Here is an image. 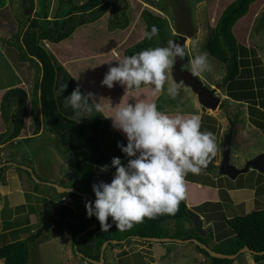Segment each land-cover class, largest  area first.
<instances>
[{
	"label": "trees",
	"instance_id": "trees-1",
	"mask_svg": "<svg viewBox=\"0 0 264 264\" xmlns=\"http://www.w3.org/2000/svg\"><path fill=\"white\" fill-rule=\"evenodd\" d=\"M7 1L0 0V46L9 62L19 73L27 89L20 86L9 87L1 96L0 117L5 124V129L0 133V144L20 134L29 100V129L33 134L37 133L41 126V120H43L47 130L53 133L60 141L67 156L66 162L72 170L74 178L72 186L76 189L75 192L69 189L58 192L52 182L37 178L32 169L28 168V165L9 162L8 160L0 162V171L7 164H14L16 168L25 170L30 179L35 178L39 183L51 185L55 194L59 197L58 203H50L45 221L33 235L37 236L47 228L52 229L51 234L53 236L59 235L60 232L51 227L50 219L53 215L58 220L59 228L61 223L67 218L72 219L68 223V228L73 235V253L79 255L82 260H86L90 264L94 263L86 258L98 260L104 241H107L106 245L116 246L123 244L127 240L149 241L148 238L151 237L166 236L180 238L181 242L193 243L205 257L203 264H234L237 256L247 252L242 250L244 246L250 251L248 253L253 256V264L264 261V252L260 253L264 251V207L241 216L224 218L221 219V222L217 220L213 224L205 225L200 212L207 203L190 208L186 205L184 199L180 202L178 210L173 215L165 214L153 219L145 218L142 223L134 224L131 229L125 231H120L113 224L108 231L101 232L99 221L94 215L91 217L87 216L84 209L75 211L72 202L61 199L69 196L75 201L76 198L82 197L78 193L81 190L86 192L87 195L85 197L89 201L94 200L92 184L99 181L109 182L114 174L110 169L102 170L103 167L100 164L105 161L111 163V158L114 156L120 157L121 162L124 163V153L117 146L118 142L123 144V141L120 137L113 136L102 144L99 141V126L101 124L99 117L89 122H80L63 115L59 111L54 98L56 70L49 53L41 45L40 41L42 39H48L53 42L59 41L70 35L79 25L96 20L102 12L95 13L94 11L109 0H85L80 4L73 5H70L72 0H59L52 19L47 18L46 0H39L38 16L31 18V27L25 31L21 40L19 29L26 22L19 18L18 20L11 14ZM144 1L160 10L170 6L175 31L187 36L193 35L191 6L188 0ZM254 1L232 0L229 2L218 16L214 27L215 33H212V38L207 44L210 55L225 65V74L221 83L226 88L227 94L235 99H249L253 97L252 94L254 93L252 88L253 80L244 78L242 75V73L249 71V69H243L242 72V67L247 63L246 59H248L250 54H248L247 48L236 41L232 32L235 22L247 13L249 5ZM20 4L23 7L32 8L33 0H20ZM142 16L146 22V30L150 31L153 25L159 29L158 38L154 37L148 40L143 37L129 46L124 52L125 55H131L149 47L166 46L163 37V23L160 17L148 10H143ZM126 21L124 19L123 23H120L121 26H118L121 28L126 27L128 24V21ZM255 24L256 30L264 28V10L257 16ZM109 25L110 27L113 26L112 29L116 27L115 21ZM35 27L36 30L34 31L33 28ZM2 32L8 34L9 37L2 36ZM0 70V72H7L6 79L0 77L1 81L7 82L9 72L12 75V81L7 83L13 84L17 81L16 73L7 65L0 68ZM28 89H30L31 94L28 93ZM170 101L171 97L169 95L159 96L156 100L158 110L161 111L166 103ZM206 117L207 114L201 118L202 131L210 129L205 121ZM219 147L222 149V140L219 142ZM206 171L209 172L207 169ZM191 174L188 173L187 177H191ZM77 182L79 184L85 182L83 184L85 186L88 185L89 188L85 186L82 188V186L77 185ZM95 219L97 224L92 229L74 239L76 234L86 229ZM109 220H111L110 217ZM169 220H175L176 222L174 232H169L163 225L164 222ZM220 225L227 226L230 229V234L219 232L220 227H222ZM30 238L31 236L29 235L26 239L18 238L6 241L0 245V258L4 264H27ZM210 243L213 245H210ZM207 247L216 253H222L226 256L211 255ZM92 250L95 251V254L91 253ZM146 254L147 259L140 257V262L145 263L152 260L150 250H146ZM229 255L233 256L230 257Z\"/></svg>",
	"mask_w": 264,
	"mask_h": 264
},
{
	"label": "crops",
	"instance_id": "crops-1",
	"mask_svg": "<svg viewBox=\"0 0 264 264\" xmlns=\"http://www.w3.org/2000/svg\"><path fill=\"white\" fill-rule=\"evenodd\" d=\"M231 1L232 0H230L229 2ZM249 6V12L240 17L232 27L233 32L236 33L239 39L243 41L246 40L245 44L246 42H249L247 33L244 34L247 24L251 23L252 19L256 16V14H258V11H261L264 8V0H255ZM97 20L98 19L79 25L70 35L59 41L53 42L47 39L41 40L54 45L53 47L56 48L51 52L47 51L56 70L54 98L59 111L63 115L73 120L80 122H89L94 118L99 117L101 119V124L99 126V141L102 144L107 139L113 136L120 137L123 141V144H126L127 141L125 135L120 130L113 128L112 118L108 116L114 115L116 108L123 106L127 99L129 103H134L137 99L144 100L146 102H154L156 104L157 98L159 96L165 95V93H154L152 88L147 85L141 86L140 89L125 90L124 86L120 85L119 83L114 82V86L111 88H108L101 83L109 67L117 64V59H123V57L125 56L124 51L122 50L123 53H121L120 50H118L117 46H120V43H125L123 42V37L129 35L131 29L130 27H126V29H123L124 31L114 32L119 35L120 33L124 32L122 39L120 41H116L119 43L118 45L112 44L113 46L111 47L101 46V49L99 48L95 50V47H91V45L92 43H94V46H96L98 44V42H96L97 39L95 40L94 35H92L90 39L86 38V35H88V30L89 34H93L94 29L98 28L99 22H96L95 24V21ZM87 26L88 28H86ZM241 26L242 30L240 29ZM85 28L87 29L86 31ZM139 30L141 29H138V34ZM244 35L246 38L244 37ZM99 42H101V40ZM91 49L93 50L92 52L90 51ZM2 61H4L5 64L12 70H14L7 58L2 57ZM253 62L254 64L251 65V68L250 66L245 68L249 69V71L242 73L244 78H250L253 80V97H250L249 99H235L230 97L228 94L227 95L229 97L227 95H224V99L229 98L230 101L241 102L242 105H239L243 107V109H241V112L239 113V117L229 120V122L232 121L234 123V126L232 125V130H234L232 143H238L237 147L235 146V149L240 150L248 146L249 144L252 145V147L249 148L247 155L245 157H241L242 159H239V157H237L236 161H234V158L238 154V150L234 151L232 161L233 164L238 167L242 166V164L247 159L255 156L258 153L264 152V72L258 70L262 68L264 71V66H261V64L257 63L256 60H252V63ZM16 75L18 81L12 86L24 84L21 77L17 73ZM77 86H79L80 91L83 94L91 93V96L89 97V105L91 107V111L75 110L68 104L67 96L70 95L72 90ZM221 88L222 90L224 89L223 87ZM6 89L7 88L0 89V99ZM129 95H132L134 97H131ZM196 99L197 98L193 97L191 108L179 106L174 111L169 110L170 113L167 114L175 115L179 113L184 116L198 114L202 116V105L199 103L197 104ZM166 109L168 108L164 107L161 111L164 112ZM4 129L5 124L0 117V133ZM28 129L29 119L27 115H25L23 128L20 134L17 137L1 144L0 153L2 154L4 152L2 149L11 142L16 141L17 143H19L21 140L25 139L24 137H26V139H29L33 135L42 134V132L40 131H38L37 134L29 133ZM127 159L128 157H126V155L124 154V163L127 162ZM102 164L101 166L103 167ZM67 169H69V167ZM111 171L114 172L115 170L112 169ZM248 171V173H253V178H250L253 179L251 180L252 184L249 185V187L245 185L248 183L250 184V182L247 181H241V183L237 184L241 173L238 174L234 179L228 178L225 175H218L216 172L205 171L203 172L204 174L200 173L201 177H197L194 174H191V177L186 176V195L184 198L186 205L192 208L207 203V205H204V207L201 209L202 211L200 212V216L201 218H203L205 225L213 224L223 216L224 218H230L235 212L238 216H241L238 214V212H240V210L242 209L244 210L243 214H246L253 210L263 208L264 174L252 168H250ZM27 176L28 174L25 171L16 168V166L11 163L7 164L0 171V187L11 189L10 194H0V223L3 222L2 212H4V210L6 209V204H8V206L10 207L15 208L22 207V205L25 204H35L34 206H36V209L40 208L42 214H39V212H37L35 215V212H29L28 224L30 225L32 223H35L39 219L42 225L45 221V215H48L50 203L59 202V197L55 194L51 185L45 183H37L38 185H35L36 182L33 185L30 183ZM44 187H46V191H43ZM17 188L21 189V191L17 192ZM61 199L72 201L73 198L66 196L62 197ZM16 213L17 212L15 211L12 215H10V217L12 216V218H15L17 215ZM220 226L222 227H220L219 232L227 231L225 226ZM12 229L14 228H9L7 230L12 231ZM7 230L4 227L0 228V235L5 234ZM31 231H33V229ZM42 232L44 234L47 233L41 231L37 237V240L40 245L45 244L49 248L48 252L40 251L38 246L36 250V257L39 258L40 254V259L42 258L43 261L48 260L49 256L47 255H49V253L51 256H57V253H53V251H55V249L58 250L59 248H61V256L64 257V255H66L63 259L65 263H67L69 256L64 250V248L66 247V243H64V241L67 239L66 235L64 233H61L56 236L50 235V238H43ZM69 235L72 236L71 233ZM72 239L73 236L70 238V241H72ZM11 240L12 239L8 241ZM131 242V244L127 245L125 244L126 242H124L120 247L121 249H116L113 246L110 247L109 255L107 254L108 249L106 248L104 252L106 254V257L108 258L107 260H109L108 264H174V256L176 254H179L181 258L179 259L181 260V263L178 264H203L205 262L204 255H202L197 250L196 246L190 242L172 241L169 243L165 242L163 245L159 244L157 241H140L132 239ZM146 250H150L152 260L142 263L140 262V257L147 259V257L145 256ZM244 253L245 254L243 255L245 257L243 256L241 260H246L247 264H253V256L248 252ZM72 255H74L73 252ZM79 258L81 259V257ZM82 261H84V263L86 264L88 262H86V260ZM235 261L236 260H234V263ZM0 264H4L1 258ZM256 264H264V261H259Z\"/></svg>",
	"mask_w": 264,
	"mask_h": 264
},
{
	"label": "clouds",
	"instance_id": "clouds-1",
	"mask_svg": "<svg viewBox=\"0 0 264 264\" xmlns=\"http://www.w3.org/2000/svg\"><path fill=\"white\" fill-rule=\"evenodd\" d=\"M158 35L159 29L155 25L143 33L148 40L158 38ZM190 46L195 51L200 42L193 39ZM185 56V47L169 40L166 46L145 48L117 59L118 63L109 67L101 83L108 88L113 87L114 82L119 83L125 90L147 85L154 93L166 91L174 98L180 86L171 84L165 89V85L175 61L183 60ZM209 67L208 53L197 52L190 61L189 70L200 75ZM90 96L91 93L83 94L77 86L67 96V102L75 110L91 111ZM108 117L112 118L113 128L126 137V144L118 142L117 146L128 159L122 163L120 157L111 158L114 174L109 182L92 184L95 199L85 201L86 215H94L101 232H106L113 224L125 231L145 218L175 214L186 195L188 173L199 175L216 155L214 133L201 130L198 114L169 115L158 110L154 102L144 100L129 103L127 99L123 106L116 108L114 115ZM108 167L104 165L102 170ZM10 193L11 189L0 187V194Z\"/></svg>",
	"mask_w": 264,
	"mask_h": 264
},
{
	"label": "rangeland",
	"instance_id": "rangeland-1",
	"mask_svg": "<svg viewBox=\"0 0 264 264\" xmlns=\"http://www.w3.org/2000/svg\"><path fill=\"white\" fill-rule=\"evenodd\" d=\"M8 1H7V3L11 9V14L15 18L25 20V22H26L19 29V36H20V40H21L25 34V31H27L31 27V25H30L31 18L33 16H36V15L38 16L37 11L39 10V2H38L39 0H33V7L32 8H29L27 6L23 7L20 4V0H8ZM84 1L85 0H72L70 2V5L80 4ZM229 1L230 0H188L189 4L191 6L190 12H191V16H192L191 18H192V24H193L192 25L193 35L188 36V39L186 40L185 49L188 52L190 61H191L193 55L196 54L197 52H207L208 53L210 67L207 71L198 75V77L208 87H215L216 85H218V87L216 88L217 89L216 94L218 96H220V99H221L218 107L215 110L207 109V108L202 107L200 105L201 109H202V116H205V114H207L205 121L210 127V129L207 131H211L212 133H214L215 138H216L217 152H216L215 157L212 159V161L215 164H218L220 161V158H221V149L219 147V142H220V140H223L224 134L228 131V129L230 127L229 120L236 119V117H239V113L241 112V109H243V107L240 106V105H242L241 102L230 101L229 98L224 99V97L227 95V90L225 89V87L223 86V84L221 82H222V78L225 74V65L222 62H220L218 59H216L214 56L210 55V52L208 51V48H207V44L212 38V33H215L214 27H215L217 18L220 15L222 8L225 5H227V3H229ZM58 4H59V0H46L45 7H46V12H47V18H49V19L53 18L54 14L56 12V8L58 7ZM249 9H250V6L248 8L247 13L249 12ZM143 10H148L151 13H153L154 15H157L160 17V19L162 20V23H163V37H164L165 43L167 45L168 41L172 40L174 38L175 32H176L175 28H174V21L172 19V10H171L170 6L166 7L163 10H160L159 8L151 6L150 4L145 2L144 0H140V1L139 0H113V1L109 0V1L104 2L102 5L99 6V9L94 11L95 13H101L102 12V14L100 15V17L97 18L98 20L95 21V24H96V22H99V23H98V28L94 29L93 34H89L88 33L89 30L87 31L88 35H86V38L90 39L91 36L94 35L95 40L97 39L96 42H98V44L96 46H94V43H92L91 47H95V50H97L99 48L101 49V46L111 47L113 45H118L119 43L116 41H120L122 39L124 32L120 33V35L117 33H114V32H121V31H124L123 29H126V27H130L131 30L129 32V35L123 37V42H125V43L124 44L120 43L119 44L120 46H117L118 50H120L121 53H123V51L125 52V50L129 46L133 45L134 43L138 42L139 40H141L144 37L143 31L145 32V30H146V22L142 16ZM263 10H264V8L261 11H263ZM261 11H258V14H256V16L252 19L251 23L247 24L246 31L244 32V34L247 33V38L249 39V42H246V44H245L246 40L243 41V40L239 39L237 37L236 33H234L233 29H232V32H233V35H234L236 41L238 43L242 44L245 48H247L248 54H250L248 59H246L247 63H245L244 66L242 67V72H243V69H245L249 66L251 68V65L254 64V62L252 63V60H255V59H256L257 63L261 64V66H264V28L261 30H256L255 29L256 27H254L256 25L255 20H256L257 16L261 13ZM124 19H126L128 21V24L126 27L121 28L118 25H120V23H123ZM114 21H115L116 27L112 29L113 26L110 27L109 24H113ZM86 28H88V26ZM86 28H85V31L87 30ZM138 29H141V30H139V34H138ZM240 29L242 30V26ZM33 30L35 31L36 27L33 28ZM102 32H103V34H102ZM1 35L9 37V35L4 33V32H2ZM244 37H245V35H244ZM193 39H196L200 42L199 49H197L195 51L190 46V42ZM100 40H101V42H99ZM40 43L42 46L44 45V47L47 49V51L51 52L52 50L56 49L53 47L54 45H52V44H50L44 40L40 41ZM90 51L92 52L93 50L91 49ZM2 57L7 58L6 55L4 54L1 46H0V68H3L6 65L5 62L2 61ZM190 61H189V68H190ZM258 70L264 72L262 68H260ZM12 71H15L19 75V73L16 71V69H14ZM0 73H1L0 77H4V79H6L7 72H5V73L0 72ZM9 81H12V75L10 74V72H9V76L7 78V82H9ZM17 81H18V78H17ZM17 81L14 83H17ZM7 82L0 80V89L14 87V86H12L14 83L9 84ZM7 84H9V85H7ZM171 84L179 85L180 86L179 92L174 98L171 97V101L169 103H166V105L164 107L165 108L167 107L168 109H166L164 112L170 113L169 110L174 111L179 106H182V107L185 106L186 108L187 107L191 108V104L193 102L192 101L193 97L196 98V95L191 91L190 87L182 85L181 83L175 82L171 73L169 72V79L166 82L165 89ZM15 86H20V87H23L24 89H27V86L24 84L15 85ZM221 87H223L224 89L222 90ZM28 93L31 94L30 89H28ZM164 93H165V95H168L166 91H164ZM196 102H197V104L199 103L198 100ZM29 108H30V101L28 100L25 115H27V117L29 119V124H30V109ZM202 116H201V118H202ZM28 130H29V133H32L30 129H28ZM39 131L42 132V134L33 135L29 139H26V137H24L25 139L21 140L19 143H17L16 141L9 143L6 147H4L2 149L5 153L4 152H3L4 154L0 153V162H3V161H5L4 159H7L9 162L12 161V162L20 163L23 165H28L29 167H31L32 171L35 173L36 177L39 179L40 178L41 179H48V180H46L48 182L56 183V184L66 186V187H73L72 184H70V183H74V178H73L72 170L66 162L67 156L65 155V152L63 150V148H64L63 145L53 135V133H50L47 130V126L43 120H41V126L39 128ZM26 133H27V131H26ZM237 145H238L237 142L235 144L234 143L231 144L230 161L232 163H233L232 157H233V153L235 150H238V154L235 156L234 161H236L237 157H239V159H242L241 157H245L247 155L249 148L252 147V145L249 144L248 146L239 150V149H235V146L237 147ZM249 152H251V151H249ZM243 164H242V166H243ZM102 165L103 166L109 165V167H108L109 169L115 170L114 166H111V163H109L108 161L103 162ZM68 167H69V169H67ZM239 167H241V166H239ZM20 170L25 171L23 169H20ZM204 171L207 172L206 168L202 169L201 173L204 174L203 173ZM208 171L209 172H216L218 175L220 174L216 168H213L212 170H208ZM248 172L241 173V175L239 177V181L237 182V184L241 183V181L250 182V184L249 183L245 184L248 187H249V185L252 184L251 180H253V179H250V178H253V173H248ZM245 174H247V175H245ZM196 176L201 177V174L196 175ZM27 178L31 184L34 185V183L36 182L35 185H38L37 183H39V182H37L35 180V178L30 179L28 176H27ZM248 179H250V180H248ZM81 183L82 184L78 183L77 185L82 186V188H84L83 186H85L84 185L85 182H81ZM85 187L89 188L88 185H86ZM46 190H47L46 187H44L43 191H46ZM80 192H83L86 194L85 191L80 190ZM84 197L83 196L78 197V198H76L75 201H73V199H72V201H69V202L73 203V206L75 207V211H77L79 209H84L86 211L85 201L86 200L89 201V200L86 197L85 198ZM34 205L35 204H25V205H22V207H16L15 208V207H10V206H8V204H6V206H5L6 209L4 210V212H2L3 222L0 223V228L4 227L6 230L9 228H14V229H12V231L7 230V232L5 234L0 235V245H2L3 243H5L6 241H8L10 239H12V240L18 239V238L26 239L30 235L31 238H30V241L28 242L29 243V249H30V251H29L30 255H29V260H28L27 264H44V263H48V264H53V263H55V264H75V263L76 264H86V263H84V261H82L79 258L80 256H77L74 253L73 254L75 256L72 255L73 249L71 251L72 241H70V238L73 235L72 236L69 235L71 232L68 228V223L72 219L67 218L64 222H62L61 227H60L61 230H59L60 228L58 227V223H57L58 220L55 217V215H53L50 219L51 227L55 230L57 229L56 231L60 232V234L64 233L66 235L67 239L64 241V243H66V247L64 248V250H65V252H67V254L69 256L68 261H67V263H65V261L63 259L66 255H64V257L61 256V254H62L61 248H59L58 250L55 249V251H53V253L54 252L57 253L56 254L57 256H51L49 253V255H47V256H49V259L46 258L48 260L43 261L42 258L40 259V256H41L40 254H39V258L36 257V253H37L36 250H37L38 246H39L40 251H47V252H48L49 247L46 246L45 244L40 245V243L37 240L38 235L37 236L33 235V234H35L37 229L40 228L41 221L38 219L37 222L32 223L30 225L28 224V222H29L28 213L29 212H31V211L35 212V215L37 212H39V214H42L40 208L36 209V206H34ZM39 205H41V204H39ZM21 209H23V210H21ZM15 211L17 212L16 217L15 218H12V216L10 217V215H12ZM243 211H244L243 209L240 210V212H238V214L242 215L244 213ZM236 215H237V213L235 212L232 214V217H235ZM45 216H47V215H45ZM223 218H224V216L219 219L220 222H221V219H223ZM185 224H187V223H185ZM218 224H220V223H218ZM163 225L166 229H168L169 232H174L176 229L175 220L166 221L163 223ZM225 228L227 230V231H225V234H230V229H228L227 226H225ZM32 229H33V231H31ZM43 231L47 232L45 234L42 232L43 238H50V235H52L51 234L52 229L47 228ZM74 239H75V236H74ZM165 242L169 243L172 241H168V240L158 241V243L161 245H163ZM131 243H132L131 240H127L125 244L127 245V244H131ZM212 243H214V242H212ZM212 243H210V245H213ZM114 245H116V244H114ZM121 245L122 244H118V245L113 246V247H115L116 249L117 248L121 249L120 248ZM110 247H112V246L106 245V248L108 249V251H107L108 255L110 253L109 252ZM62 248H63V246H62ZM91 253L95 254V251L92 250ZM243 254H245V253H242L236 257V259H235L236 261L234 264H247L246 260H244V261L241 260V258H243V256H244ZM103 256H104V261H103L104 264H108L109 260H107L108 258L106 257L105 252L103 253ZM145 256L147 257V254H145ZM179 259H181L180 255L176 254L174 256V262H175L174 264L181 263V260H179ZM42 262H44V263H42ZM87 264H90V263L87 262Z\"/></svg>",
	"mask_w": 264,
	"mask_h": 264
},
{
	"label": "water",
	"instance_id": "water-1",
	"mask_svg": "<svg viewBox=\"0 0 264 264\" xmlns=\"http://www.w3.org/2000/svg\"><path fill=\"white\" fill-rule=\"evenodd\" d=\"M187 39H188V36L186 34L175 33V36L172 40H174V42L181 43L185 47ZM189 61H190V59H189L188 52H187V56H185L183 60L177 59L175 61L173 68L170 71L173 79L177 83H181L182 85L190 87L191 91L196 95L198 102L203 107H205L207 109L215 110L221 101L220 96H218L216 94V90H217L216 88L218 87V85H216L215 87L206 86L202 82V80L198 77V75L191 73V71L189 70L190 69L189 68ZM231 144H232V128H229L228 131L223 136L221 158H220L219 163L215 164L211 160L206 167L207 170H212L213 168H216L221 175H225L231 179L236 178L237 175L240 173L247 172L250 168L256 169L257 171L264 174V152L258 153L255 156L247 159L244 162L243 166L238 167L230 161ZM28 168L31 169L30 167H28ZM52 185L55 187V189L58 192H63V191H66L68 189L70 191H73V192L76 191V189L74 187L68 188L66 186H62V185H59L56 183H52ZM78 193L81 194L82 196L87 195L83 192H78ZM81 213H83V212H81ZM96 224H97V221L95 219L94 222L92 224H90L86 229H84L83 231L76 234L75 239H77L80 235H83L84 233H86L90 229H92ZM148 240H150V241H166V240L170 241V240H173V241L181 242L180 238H176V237L172 238L169 236L151 237V238H148ZM106 244H107V241H104L102 243L101 251H100L98 260H94V259H90V258H86V259L89 261H92L94 264H102L104 261L103 253H104V249H105ZM207 249L209 250V253L211 255L218 254L220 256H226L225 254L216 253V252L210 250L209 247H207ZM242 250L250 252L246 246H244L242 248ZM262 252H264V251H261L260 253H262ZM229 256L231 257L233 255H229Z\"/></svg>",
	"mask_w": 264,
	"mask_h": 264
},
{
	"label": "flooded vegetation",
	"instance_id": "flooded-vegetation-1",
	"mask_svg": "<svg viewBox=\"0 0 264 264\" xmlns=\"http://www.w3.org/2000/svg\"><path fill=\"white\" fill-rule=\"evenodd\" d=\"M229 124L231 125V127H229V128H232V125L234 126V123L232 121H230ZM233 131L234 130H232V137H233ZM221 151H222V149H221Z\"/></svg>",
	"mask_w": 264,
	"mask_h": 264
}]
</instances>
